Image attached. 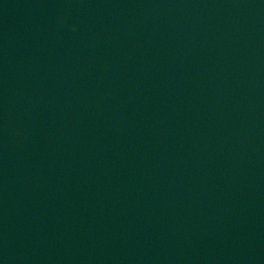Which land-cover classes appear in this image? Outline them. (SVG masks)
<instances>
[{
	"label": "water",
	"instance_id": "1",
	"mask_svg": "<svg viewBox=\"0 0 264 264\" xmlns=\"http://www.w3.org/2000/svg\"><path fill=\"white\" fill-rule=\"evenodd\" d=\"M0 264H264V0H0Z\"/></svg>",
	"mask_w": 264,
	"mask_h": 264
}]
</instances>
